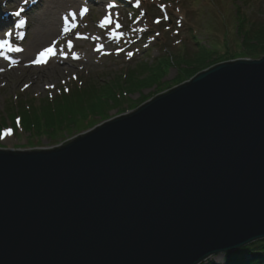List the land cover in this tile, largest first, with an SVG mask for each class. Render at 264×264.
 I'll return each instance as SVG.
<instances>
[{
  "label": "water",
  "instance_id": "water-1",
  "mask_svg": "<svg viewBox=\"0 0 264 264\" xmlns=\"http://www.w3.org/2000/svg\"><path fill=\"white\" fill-rule=\"evenodd\" d=\"M133 112L0 148V264H202L264 239V56Z\"/></svg>",
  "mask_w": 264,
  "mask_h": 264
},
{
  "label": "rangeland",
  "instance_id": "rangeland-1",
  "mask_svg": "<svg viewBox=\"0 0 264 264\" xmlns=\"http://www.w3.org/2000/svg\"><path fill=\"white\" fill-rule=\"evenodd\" d=\"M15 1L21 5V15L0 23V43L13 42L20 49L13 55L6 53L13 67H0V148L24 150L60 146L92 128H84L85 123L101 124L134 111L159 93L187 81L177 83L181 59L176 55L196 51L192 34L199 42L198 50L202 45L224 51L229 43L231 50L238 52V41L242 40L236 34L238 7H243V14L249 19L259 17L258 14L264 16V0H73V5L71 0H0V16L15 10L11 6ZM4 5L8 7L5 10ZM85 8L87 12L83 11ZM106 17L111 23L101 27ZM64 18L69 23H64ZM21 20L26 21L23 27ZM48 27H57L55 36L42 34ZM6 32L11 34L5 35ZM37 35L41 40L35 39ZM32 42L33 50H29ZM40 43L43 50L53 47L56 53L48 62L37 64L34 60L39 52L35 50ZM249 58L253 59L239 56L231 61ZM144 63L154 65V69L145 74L143 70L140 79L133 77V81H140L138 90L133 91L137 87L131 82L122 89H118L122 85H112L119 79L125 84L137 65ZM157 64H161L164 77L158 74ZM182 64L183 69L187 67ZM147 74L153 83H149ZM92 82L100 87L111 86L101 89L92 86ZM71 93L72 107L85 110L70 112L69 119L49 131L44 119L35 120L31 128L24 124V111L32 112L31 104H44V100ZM84 98L88 102L79 106ZM8 130L11 135H5ZM225 256L220 252L207 261L225 264Z\"/></svg>",
  "mask_w": 264,
  "mask_h": 264
},
{
  "label": "trees",
  "instance_id": "trees-1",
  "mask_svg": "<svg viewBox=\"0 0 264 264\" xmlns=\"http://www.w3.org/2000/svg\"><path fill=\"white\" fill-rule=\"evenodd\" d=\"M240 2L245 3L247 0H240ZM259 17H255L253 19H249V16L247 17L245 14H243V7H238L236 10V23H237V30L236 34L237 36L241 37L242 40L238 41L239 43V51L235 52L232 51L230 48V44H228V47L226 50L221 51L218 48H216V51H213L214 49H207L203 47L200 50H197L192 53H185L182 55H178V59L180 60V68L181 72L176 77L177 83H181L187 79H190L193 77L196 73L210 68L213 65L218 64L222 61H227L231 59H235L239 56L244 57H251V58H259L264 55V16L262 17L260 14H258ZM197 43V40H195ZM218 53V55H217ZM190 54V55H189ZM216 54V55H215ZM163 61V60H162ZM170 66L172 62L168 61ZM182 63H185L187 65L186 68L183 69ZM160 65L157 64L155 68H159L158 74H162L161 77H164L165 74L160 71ZM154 65H147V63L137 65V67L130 73L128 80L124 81L125 84H122L121 79L115 81L112 85L119 87L122 85V87H119L118 89H122L123 85H129L131 82V86L137 87L133 91L138 90V84L140 81H133V77H136L137 79H140L141 76H143L147 71L154 69ZM169 66V67H170ZM142 68V70H140ZM145 70L144 74L141 72ZM153 73V72H152ZM147 74L146 77L149 78V83H153V79L150 77V75ZM94 87H100L95 83H90ZM143 85H146L144 83ZM109 86H102L101 89L109 88ZM147 88V87H145ZM83 93L84 91H75ZM64 93V91H63ZM110 94H112V90H110ZM70 95H58L56 98L47 99L44 104L39 105H33L31 104L33 111L29 112L27 110L24 111V124L31 128L34 126L35 120L39 119L45 121V129L47 131L50 130V128L53 125H60L63 124L68 118L70 112L78 109L73 108L72 103L73 99L69 100ZM75 96H77L75 94ZM114 98L116 100V97L114 95ZM54 100V101H52ZM76 100H79L78 98ZM81 102L78 104L79 106L85 105L88 100L84 98L83 100H80ZM57 103V104H56ZM86 107V106H85ZM78 110H85V109H78ZM77 110V111H78ZM97 124V121H92L89 123H85L84 128H90L93 125ZM228 261L227 264H264V239H260L255 241L254 243H251L250 245H247L235 252L228 253L227 255ZM202 264H206V262H203Z\"/></svg>",
  "mask_w": 264,
  "mask_h": 264
},
{
  "label": "bare ground",
  "instance_id": "bare-ground-1",
  "mask_svg": "<svg viewBox=\"0 0 264 264\" xmlns=\"http://www.w3.org/2000/svg\"><path fill=\"white\" fill-rule=\"evenodd\" d=\"M68 1V0H67ZM62 3V2H61ZM60 3V4H61ZM67 3L66 2H64L63 3V6H65ZM71 5H73V4H75L74 2H73V0H71V3H70ZM5 6V5H4ZM11 6H12V8L13 9H17V10H19L20 9V6L19 5H17L16 4V1L13 3V4H11ZM6 8H8L7 6H5V8H4V10L6 9ZM1 10V9H0ZM0 15H1V13H0ZM4 16H6L5 17V19H8V20H10L11 18H12V16L11 15H9L8 14V12H5L4 13ZM64 23H69V20L67 19V18H64ZM47 31L46 32H42V34L44 33L46 36H55V33H56V30H57V27H48L47 29H46ZM43 34V35H44ZM39 35H37L36 37H35V39L37 40L39 37H38ZM53 38H55V37H53ZM40 39V38H39ZM41 40V39H40ZM1 44V43H0ZM33 47H34V42H32L31 44H29V47H28V49L29 50H33ZM43 47H44V45L42 46V44L40 43V44H38V47L36 48V52H41V51H43ZM39 53H38V55L37 56H39ZM2 51H1V49H0V56L2 57V58H4L2 55ZM50 56L49 57H47L46 58V61L45 62H43V63H46V62H48L49 60H50ZM22 60H20V61H18V62H21ZM0 67H4V68H7V69H10L11 67H13V66H11L10 65V63L8 62V60H4V59H1L0 58ZM44 75L45 74H42V76L44 77ZM147 105V104H146ZM145 106V105H144ZM143 106V107H144ZM143 107H141V108H143ZM140 108V109H141ZM130 113L131 112H133V111H129ZM136 112V111H135ZM135 112H133V113H135ZM133 113H131V114H133ZM130 114V115H131ZM97 129H95L94 131H96ZM93 131V132H94ZM75 139V138H74ZM68 141H70V140H68ZM65 144V143H64ZM64 146V145H63ZM62 146V147H63ZM228 255V254H227ZM227 255L225 256V261L224 262H227L228 261V258H227ZM213 256V255H212ZM211 256V257H212ZM210 258V257H209ZM221 260V259H220ZM222 262V261H221ZM212 262H211V260H208V261H206V264H211ZM220 263V262H219ZM221 264V263H220Z\"/></svg>",
  "mask_w": 264,
  "mask_h": 264
},
{
  "label": "snow or ice",
  "instance_id": "snow-or-ice-1",
  "mask_svg": "<svg viewBox=\"0 0 264 264\" xmlns=\"http://www.w3.org/2000/svg\"><path fill=\"white\" fill-rule=\"evenodd\" d=\"M21 11H23V10H21ZM83 11L87 12V8H85ZM15 15L17 17H19L21 15V12L18 11L15 13ZM70 15L74 16L75 13H71ZM165 19H167V17H165ZM159 22H160L159 20L156 21V23H159ZM25 23H26L25 20H21L20 21L21 27H23L25 25ZM108 23H111V20H110V18L106 17L105 20L101 23V27H103L105 24H108ZM10 34L11 33H7V32L5 33V35H10ZM69 44H71V42H69ZM6 45H7V41H4L2 44H0V47L6 46ZM52 55H55L53 47H48L39 53V56H38V58H36L34 60V63H37V64L43 63L46 61L47 57L52 56ZM25 87H27V85H25ZM5 135H11V131L8 130L7 132H5Z\"/></svg>",
  "mask_w": 264,
  "mask_h": 264
}]
</instances>
